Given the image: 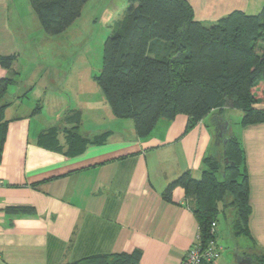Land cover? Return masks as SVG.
I'll list each match as a JSON object with an SVG mask.
<instances>
[{
    "label": "crops",
    "instance_id": "crops-1",
    "mask_svg": "<svg viewBox=\"0 0 264 264\" xmlns=\"http://www.w3.org/2000/svg\"><path fill=\"white\" fill-rule=\"evenodd\" d=\"M187 1L196 19L205 23L234 11L257 14L264 8V0ZM16 2L0 0V57L34 50ZM13 70L19 73L17 84L4 99L10 105L6 118L11 123L0 164V264H70L135 252H141V264H182L198 242L200 228L185 189H175L171 201L165 199V191L186 173L200 180L206 159L223 155L230 135L237 136L245 150L252 238L247 247L238 242L227 247L224 243L231 236L219 225L223 251L214 264H252L250 253L264 256V124L243 127L238 111L234 128V110L226 109L189 132L188 117L181 115L141 139L132 122L111 115L109 125L80 129L88 138L110 133L108 142L70 156L63 133L61 150L42 145L41 136L56 126L59 116L45 118L46 104L35 112L33 97L39 98L34 82L21 76L18 62ZM10 73L0 65V80ZM258 107L264 109V104ZM15 207L33 208L35 213H7Z\"/></svg>",
    "mask_w": 264,
    "mask_h": 264
},
{
    "label": "trees",
    "instance_id": "trees-1",
    "mask_svg": "<svg viewBox=\"0 0 264 264\" xmlns=\"http://www.w3.org/2000/svg\"><path fill=\"white\" fill-rule=\"evenodd\" d=\"M89 1L30 3L45 33L57 37L81 18ZM17 61L18 55L0 57V65L11 72L0 80V164L11 123L6 118L10 105L4 99L8 89L17 84L19 73L13 70ZM95 80L113 117L132 122L141 139L178 116L188 117L189 132L212 113L221 114L226 109L242 112L243 127L264 124V109L258 107L264 104V8L253 15L234 11L214 23H205L196 19L187 0H130L122 30L105 42L102 69ZM42 109L40 101L35 112ZM80 114L78 111L73 119L65 116L43 133L42 145L61 150V133L70 146V156L81 154L90 145L106 144L110 133L93 138L81 135ZM180 187L185 189L199 224L198 242L203 249L214 238L213 224L222 248L221 214L232 236L245 237L244 246H249L250 180L245 150L237 136L227 137L223 155L206 159L200 180L182 175L168 185L165 199L171 201L174 190ZM7 213L32 215L35 210L15 207ZM249 256L252 264H264L263 255ZM141 260V252H135L93 256L70 264H141Z\"/></svg>",
    "mask_w": 264,
    "mask_h": 264
},
{
    "label": "rangeland",
    "instance_id": "rangeland-1",
    "mask_svg": "<svg viewBox=\"0 0 264 264\" xmlns=\"http://www.w3.org/2000/svg\"><path fill=\"white\" fill-rule=\"evenodd\" d=\"M16 1L22 17L20 22L30 35L27 36L31 37L28 45L34 48L32 52L18 56L17 62L23 71L21 76L34 82L39 98L36 95L33 97L35 105H40V101L43 107L46 104L45 118L49 116L53 119L58 115L56 125L59 118H77L78 111L81 112V130L109 125L112 114L95 77L102 69L105 42L122 30L130 0H90L81 18L66 33L57 37L45 33L30 0ZM47 78H50V83ZM54 96L57 98L53 99ZM238 111L234 110L230 115L234 128L237 127ZM220 220V231H224L227 237L231 236L228 243L223 240L227 247L237 242L240 246L246 243L245 237L235 239L232 236L223 214Z\"/></svg>",
    "mask_w": 264,
    "mask_h": 264
},
{
    "label": "built area",
    "instance_id": "built-area-1",
    "mask_svg": "<svg viewBox=\"0 0 264 264\" xmlns=\"http://www.w3.org/2000/svg\"><path fill=\"white\" fill-rule=\"evenodd\" d=\"M217 225L213 224V239L203 249L200 243L193 245L187 252L182 264H213L221 257L222 248L217 244ZM200 240V238L198 239Z\"/></svg>",
    "mask_w": 264,
    "mask_h": 264
}]
</instances>
